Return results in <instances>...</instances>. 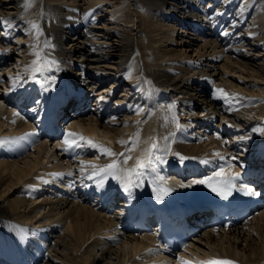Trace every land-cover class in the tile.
<instances>
[{
    "label": "bare ground",
    "instance_id": "1",
    "mask_svg": "<svg viewBox=\"0 0 264 264\" xmlns=\"http://www.w3.org/2000/svg\"><path fill=\"white\" fill-rule=\"evenodd\" d=\"M2 1L4 3V6H2V8L0 9V15L4 17L3 19L13 22L17 27H22L21 23L25 20H22L17 16L15 17V14L22 13L23 10H25L24 5L26 1ZM95 1L103 3V1L101 0ZM145 1L149 5L153 4L157 5L158 7L160 6L159 8L166 12L168 18L175 19L178 24L181 25V27L186 26L187 29L191 30L193 32V36L196 37L194 38L192 36V41L201 38V41L203 40L205 42L202 46L203 49H210L209 51L211 53L218 52L220 47L226 49L227 53L229 52L233 55V59H238L237 61L239 63L237 61H232V63H234L235 65L234 67H236V65L240 67L243 66L244 68L250 69L251 71L255 72V74L257 73V77H260L262 84L258 83L255 85V83L253 84V82L247 84L246 82H243L244 80L238 79L235 76H230L227 78L214 76L216 74L212 73L211 69L205 68V66L198 63H193L192 61L189 62L188 60L184 61L186 63L189 62V65L187 67L188 72L184 70L183 72L185 73H182L183 75H179L173 70L175 72L174 73L170 67H165V64H157V66L155 67L152 64L151 57L148 55L144 73L146 76H148V78L151 79L152 83L148 88V91L151 95L149 97L150 102L146 100L145 101L151 105V110L146 111L151 115L147 116L148 120L146 121L147 123H145L147 125L143 127V130L140 131L138 129L139 136H136L134 138V141H137V143L131 150L130 156L132 157V159L128 161L127 165H125L126 169L136 166L134 162L136 160L137 154L139 152H143L145 145L148 144V140H157L158 148H161L166 144L167 139L164 137V133L167 134V132L165 131L166 129L164 128V123L170 119V111H164V114H160L159 112H161L162 109L166 110L168 108H171V105L168 104V102L164 101L166 95L168 94V90L170 89L176 91L177 94L179 93V96H184L181 106L183 108L182 116L185 117V119L186 117L192 118L194 114H191L193 111L189 110L188 106H195L196 104L199 106L205 103L208 108L213 109L214 112H216L219 116H221L222 118H228V120H230L232 124L236 125V131H234L235 133L231 131L233 133L230 141V143H232V146L223 144L222 141H219V139L217 140V138H214L212 135L207 136L209 139L207 146L210 145L212 149L216 151L215 153L218 152V154L221 155L218 156L219 158H222L224 156V154L227 152L226 150H228L230 155H233V153L238 150L240 152L246 153V156L253 158L260 152L262 148H264V132L261 131V129H264V98H258L253 94H247V96L245 97L246 103H240L237 98L240 99V97H244V94L242 95V92H239V90L242 91L243 87L246 89L249 88L251 86L250 84L259 87L261 89V91L259 90L261 94L264 93V0ZM64 2H60V0H48L44 2L47 4H42L43 6L41 5V9L43 7V13H40L41 15L43 14V17L41 19L43 31L46 33V41H48L51 45L47 48H45L44 45V48L47 51H52L56 55L59 54L65 56L66 59L67 57L69 59L71 58V60L75 63L74 65H77L79 69L84 70V74L86 70H105V74L103 75L105 78H101L102 80L97 84L102 86L97 90L103 88L104 86L107 87L109 83L113 84V86L111 85L113 88L111 89V91L107 89L105 92H102L101 97H103L105 101L101 99L102 101L98 103L100 111L96 116L94 115L95 119L84 117L87 113L83 114L82 116L84 118L80 119V113L76 118H74L77 120L70 119L68 123H70L71 128L80 125L84 128L86 133H97L98 129L102 127L101 125L104 124H106L107 126H109L110 124L111 126L109 127V129L112 130V126L115 124L117 125L118 123L117 119L119 118V114L121 112L126 114V110H119L114 118L105 120V116H102L104 108L111 103L113 92L115 91V88H117L119 79L123 78L122 81L126 83L127 81L130 82V80L133 78H131V72H129L128 69L124 67L125 65L123 66L121 63H125L130 59V56L135 52L137 46L138 48H142L145 45L148 47V40L146 38L147 41H145L144 38V41L142 40V42L140 44L138 43L137 45L136 38L133 33L134 29L128 28L126 26L125 28H121L120 23L118 22L115 23L116 27H109L110 25L108 24H104L101 26L102 23L99 19L101 15H98L99 17H97L96 15L99 13L98 10H96V5H98V3L94 1H91L87 4L89 8L85 6L83 7L80 4L74 5L73 7H68L67 4H64ZM117 4L118 5H116V7L121 5V3ZM139 5L140 8L138 10L141 12H144L148 9V7H146L143 2L139 3ZM163 11L160 12L163 13ZM48 21H50L51 26H49ZM131 21L133 22L134 19ZM10 24L12 23H8L9 26L7 25L9 28ZM139 24L142 28L147 27L148 29H150V31L153 29V26H155L154 22H149L147 18L142 17ZM83 26H88V32H91L93 34L88 35L87 33L83 32V30H81ZM162 26L164 28V25ZM171 31L175 33V31ZM172 32L170 33L171 40L174 39V33ZM67 36H69V40H67ZM95 39L97 40L95 41ZM65 41H67L68 43H66ZM184 42L188 41L184 40ZM189 43L192 44L191 42ZM190 52H187L186 49L185 52H180L179 55L186 54V56H193V53L191 54ZM12 53L13 52H10V50H2L0 52V65H6L9 61H11V59L13 58ZM223 54L225 55L226 52ZM146 55L147 54H145V56ZM221 55H217L214 57V54H211L209 56L214 58L215 60L218 58V56ZM113 59H116V61L113 62ZM193 61L195 60L193 59ZM211 65L212 64H210V66ZM232 66L233 65H231L230 62V64H226L223 67L225 70L229 69V71L231 72L234 69V67ZM182 70H180V73L182 72ZM90 72H92L93 75L94 71ZM113 72L116 73V76L119 75L118 79L113 77ZM20 77L22 78V76ZM30 77L26 76L25 78H23L22 82L19 80L18 85L8 84V88L9 86H11V88H9L10 91L7 90V85L4 86V84H0V88L2 87V89L5 88V90H7L2 93L0 97L9 98L13 94L12 91H15L20 87V89L22 90V96L27 99L26 93L27 89L30 86H27V83L28 81H30ZM50 77H52L53 79L54 86H60L62 81L59 77L55 76V74L53 75L52 72L50 73ZM215 77L217 81H215ZM212 82L213 84H217V87L214 88ZM132 85L134 86V83ZM227 85L231 86V88L228 89ZM64 86L68 90L79 91V95L82 96V91H80V89L74 90L68 84H65ZM224 88H227L226 92L227 94L229 93L227 96H224L221 92L217 91L223 90L224 92ZM41 90H43V88H41ZM250 90L251 91H248L251 93H255L257 91L256 89ZM136 94H138L140 98H143V94L141 96L139 92L135 93L134 91L127 92L125 94V97L131 95L130 98H133ZM123 100H125V98ZM250 101H253V105L250 103ZM120 102H122V100ZM120 102L119 104H117V107L125 106L123 105L124 103L121 104ZM258 103H261L262 106H259ZM111 105H113V103ZM160 105H163L161 111L159 107ZM33 106H35V103H33V105H28V107ZM36 107L37 106H35V108ZM194 108H196L197 110V106H195ZM203 109L206 108L204 107ZM31 110L28 109V111ZM139 113H141V111H139ZM2 114H5V112ZM207 115H209L208 112ZM20 116L21 115H19V117ZM157 117L159 118L157 119ZM176 117H178L177 114ZM17 118V115H15L14 119ZM155 118L157 120H160L159 131L153 130V126H150V124L155 122ZM28 119H30V117L26 115L25 121H27ZM197 120L198 123H201L202 120V123H205V121H209V117L197 118ZM24 122H21L20 120L17 123V127L21 128ZM182 123L186 125V127H188L187 125H189L190 123L193 124L192 122ZM26 125L27 124H25V126ZM1 126L2 124L0 125V127ZM25 126H22L20 132L21 130H25L28 132L30 131V129L28 130ZM195 127L201 128L200 126ZM204 132H207V130H204L203 128L196 133L203 134ZM190 137L191 138H185L181 134L177 135V144L175 143L176 145H174V149L179 152H185L186 155H189L188 162L197 165L198 163L195 162L196 160H194L190 156L196 158L197 153L200 152V148H203L202 151H205L207 147L200 146L199 142L192 143V140H190L192 139V136ZM250 137L253 138V145L251 146V143L249 141L246 145H244V142H246ZM0 138H2L0 139V144L2 145L4 151H6L7 153H11V151L15 149L14 146L6 141L7 138ZM184 142H186V144ZM114 144L118 149H122L125 145L121 144L119 141H115ZM14 145L20 147L21 145H23V141L21 143L14 141ZM46 148L47 147L45 145L40 144L38 146L39 154H41V152ZM222 148H224L225 150H223ZM253 149L254 151L252 152ZM45 153L46 151L43 152V156H45ZM235 155L236 154H234L233 157H235ZM110 158L112 157L106 156L105 158L99 160L98 163H95L91 160H86L84 163L79 162L78 165L79 167H81L80 169L83 171V173L93 174L96 171V168L90 167V165L96 166L111 164ZM244 160H241V162H243ZM40 161L41 160H37L34 162V164L29 163L31 161H29L27 157L14 162H0V187L1 184L7 183L4 188L5 190H21L23 188L22 184L30 179V176L35 172L36 168H38ZM203 166H205V164H203ZM62 168H64L63 170H67V168L65 167ZM195 180L200 179L190 178L189 181L184 182L182 180L172 178L169 179V183L174 186H189L192 185L191 183H193V181ZM104 182L105 181H103V183ZM47 193V197H44L43 199L45 201L46 199H49L48 205L50 206V214H47L48 212L46 213V215L45 213H43V216L41 215L42 210H40L39 204L29 202L27 199L19 196V199H17L16 201L17 203L11 205L13 211V213L11 214L7 206L3 205L0 198V246L7 245L12 242H21L22 234L25 237L24 240L27 242H32L37 239H41L44 241L43 244L46 245V248L49 250V256L45 259L43 264H99L106 258L107 255H109L110 251H119L114 247L127 239L133 244H130V247H128V249L125 247V251L123 253H118L119 256L117 258L119 259V263L122 264V262L124 263L125 261H128L133 262L134 264H149L152 262L167 264L164 262L163 253L158 254V257H154L153 259L148 258L147 255H149V247L153 246L154 248L151 236L138 237L135 234L128 233L126 230L121 231L117 229V214H113L111 216L107 215L106 212L103 211L101 205L97 204L95 206L93 204L88 206L87 202L82 203L80 201L75 202L72 199H63V195H59L60 200L56 201L57 199L54 198L56 195L53 196V192L50 191ZM19 205L25 210L28 209L30 211L26 215L25 220L23 219V217L15 215V213L20 210ZM33 212L36 213L34 214L35 220H33V217L30 216L33 215ZM49 218H55L56 222L63 224L50 225L48 224L50 223ZM28 222H34V227L41 228L42 231L40 232V234L35 233L37 230L27 227L26 223ZM253 223L254 225L252 226V230L247 233L246 237H244L245 233L238 231V229H234L233 232H231L232 230H229L228 232L222 234H220V232H205L204 237H200L199 239H197L198 241H192L191 245L193 246L189 247L188 250L195 254L197 252V250H193L195 246L199 244L200 246H203L202 244H207L208 247H211V249L215 246L216 250L213 249L215 250V252L211 257H205L197 254L205 262L218 260L217 258L214 259L215 257L226 256L228 260L232 259L236 261V264H264V215L257 217L254 221L252 220V224ZM26 230L28 231L27 236ZM38 236H41V238H39ZM104 236H108L110 240L113 239L111 236H117L116 238H120L122 239V241L115 246H111L110 244H108ZM202 240H204L205 242H203ZM241 241H244L245 245L241 246L240 253V251H237V249L239 248V242ZM97 253H99V256L96 255ZM137 255L145 257V260L140 261L138 258H134ZM191 256L192 255L190 253L186 252L180 253L179 258L182 263L184 261H188L190 262V264H203L201 261H193V259H190Z\"/></svg>",
    "mask_w": 264,
    "mask_h": 264
},
{
    "label": "rangeland",
    "instance_id": "2",
    "mask_svg": "<svg viewBox=\"0 0 264 264\" xmlns=\"http://www.w3.org/2000/svg\"><path fill=\"white\" fill-rule=\"evenodd\" d=\"M43 1L46 2L48 0H32L31 6L28 8L25 7V10H23L22 14L17 13V14H15V17L16 16L19 17V14H20L21 19L25 20V19H30L31 17L34 16V22H35L34 24L39 26V30L42 33V30H41L42 20L41 19L43 17V14L42 15L41 14L37 15V14L39 13V10H41L42 11L41 13H43V7L41 9V5L47 4V3H43ZM91 1L98 3V5H96V7H97L96 10H98V12L101 14L98 13L96 15H97V17H99L98 15H101L99 17V19L101 20V23H102L101 26L104 24H108V25H110L109 27H111V26L116 27L115 23L118 22V23H120L121 28L122 27L125 28V26L128 28H133L134 29L133 33L135 35L137 45H138V43L140 44L142 42V40L144 41V38H145V41L148 40V47L145 45V46H143L144 47V49H143V47L138 48V46H137V48L140 50L136 51L135 54H137V56L131 62V64H130L131 66L130 65L128 66L129 72H131V78L133 77L134 80L132 78V80L127 83L128 85H126V86L123 85L122 86L123 88H121L117 91V96H116V92H115L116 97L114 99L115 103L113 105L114 110L116 111V109H117V107H115L116 103L120 102L127 92L134 90L136 88H137L136 91H139L140 95L143 94L142 100H140V102L138 103L135 101L136 98H134L131 102H129L130 108L126 109V112H125L126 114H124V113H122V114L120 113L121 115L119 114V118L117 119L118 123H117V125L115 124L112 126V130L109 129V127L111 126L110 124H109V126L104 124V125H101L102 127H100L98 129L97 133H89V132L86 133V131L84 130L83 127H81L80 125H77V128L79 129L80 133H79V136L76 137V140H79L80 137H83L84 139L80 140V141H81V145L85 148L101 149V147H102L103 149H109L112 152L116 153V152H118V150L113 149V145H111L110 142H113L112 140H114V142H115V140H118L119 142L123 141L124 144H126L125 139H128V137L131 138L133 136V132L137 128V124L138 123L141 124L145 120L146 121L148 120L147 116H146L147 118H145V117L142 118L145 111L151 110V109H149V103L146 102V101L150 102L149 97L151 95H150V92L148 91V88L151 86V80L144 73L145 64H146V60L148 59L147 58L148 55L151 57L152 64L155 67L157 66V64L158 65L159 64H163V65L165 64V67H170L177 74L183 75L185 73L183 71L184 70H186V72L188 71L187 67L189 65V62L190 61L193 62V59L195 60V62H198L199 64H207L210 62L209 58H211L209 55L214 54V57H215L217 55L222 54L221 56H218L217 59H215V62L217 64L214 61L210 62V64L213 65V66H211V68H212V71H214V73L216 74L215 76L222 77V78L235 76L238 79L244 80L243 82H246L247 84L250 82H253V84L255 83V85L258 83L262 84L260 77L259 78L257 77V73L255 74V72L251 71L250 69H246L243 66L240 67V66L236 65V67H234L235 65H234V63H232V61L234 62V61H237L238 59H235V58L233 59L232 54H230L229 52L227 53V51L225 49H221V48H219V51L216 53H213V52L211 53L209 51L210 49H207V48L203 49L202 46L205 42L203 40L201 41V38L197 39L198 41L196 39H195L196 41L195 40L192 41L193 37L194 38H196V37L193 36V32L191 30L181 27V25H179L175 19L168 18V16L166 15V12H164L162 9H160L157 5H153V4L149 5L145 0H126V1L125 0L124 1L123 0H101V1H103V3L97 2L95 0H60V2H64V4H67L68 7L69 6L73 7L74 5L80 4L81 6H83V7L85 6L87 8H89V6H87V4ZM142 2L145 4L146 7H148V9L145 10L144 12H141L138 10L140 8L139 3H142ZM117 3H121V5H120L121 7L117 6V7H119V8H117L116 7V5H118ZM2 6H4V3L2 0H0V9L2 8ZM160 11H163V13ZM141 14H142V16H141ZM141 17L147 18L149 22L150 21L154 22L155 26H153V29L151 31L147 27L143 26L145 28L144 29L140 26L139 23H140ZM0 18L3 19L4 17L0 15ZM132 18L134 19L133 22L131 21V20H133ZM28 22L30 23V21L26 20L25 24H23V21H22V23H21L22 27H17L15 25H13L14 27L12 26V29L15 32L14 31L12 32V30H10L9 34H7V36L5 38L0 39V52L2 50H9V49L13 50V51L12 50L10 51V52H13L12 53L13 54L12 60L8 62L9 64L7 63V65H5L3 67L1 66L0 72H2V73L9 72L10 74L14 75L16 77V80L18 83L20 80V76H22V79H23L26 76H28V74H27L28 72L33 73L30 70V68H31L32 62L36 59V57L32 53L34 51H40L41 53L44 54V51H42L43 49L41 48V43H43V39H45L46 33L43 31L45 33V35L42 33V35L39 36V40H37V32L35 29L32 28V26ZM12 24H14V23H12ZM48 24H49V26H51L50 21H48ZM162 25H164V28ZM15 27H16V29H15ZM87 27L88 26H85L81 29L83 30V32L87 33L88 35H92L93 33L88 32L89 28H87ZM42 28H43V26H42ZM171 30L175 31V33L172 32ZM18 31L21 33H18ZM171 32L174 33L173 34L174 35L173 40L170 39V37H171L170 33ZM11 34H14V35H11ZM177 35H178V37H177ZM146 38H147V40H146ZM96 40L97 39H95V41ZM184 40H187L188 42H184ZM1 42H3V43H1ZM65 42L68 43L67 41H65ZM189 42H191L192 44H190ZM30 44L33 45V47L38 44L39 47L38 48L34 47L31 49ZM184 44H185V46H184ZM186 49H187V52L191 51L190 53L191 54L193 53V56H186V54L179 55L180 52H185ZM195 50H197V51H195ZM225 52H226V54L224 55L223 53H225ZM145 54H147V55L145 56ZM46 56H47L48 60H50V61H52V58H54V59L56 58L55 63L50 64V67L48 66V68H46V70H48V69L53 70L56 73L57 77L60 76L63 79H68L70 77V79H72L75 82L77 87H84L89 91L96 89V85L98 84V82H100V81H98V79L104 77L103 75L105 74V70L98 71L100 74L97 72H94L93 76H95V78L91 77L92 72H90V71L87 72V74H86L87 77H85L84 75H83V77H80L79 74L81 71L78 70L77 66L75 67V65H73L75 63L71 60V58L69 59L67 57V59H66L65 56H62L59 54L55 55V54L48 53V52H47ZM219 57H220V59H219ZM227 59H229V60H227ZM20 60H24L23 64L21 63V66H25V65L27 66L26 69H22V67L20 66V68L24 72L23 75H20L19 71L16 68H14V67H17L18 62ZM186 60H188L189 62L188 63L184 62ZM112 61L114 62V61H116V59H113ZM230 62H231V65H233L232 67H234L233 71H231V72L229 71V69L225 70L223 67L226 64H230ZM166 65H168V66H166ZM180 70H182L181 73H180ZM112 74H113V77L118 78V76H116L115 72H113ZM223 74H225V75H223ZM90 81H91V83H90ZM0 83H1V81H0ZM133 83H134V86L132 85ZM1 84H4V86L7 85V90L10 91L9 88H11V86H9V88H8V84L6 83V81H4V83H1ZM135 84L137 85V87ZM108 85H107V87L104 86L103 88L96 91L95 93L98 94L100 92V94H101L102 91H106L107 89L111 91V89H113L112 88L113 84L109 83ZM250 85L251 86L247 89L243 87V90L242 91L239 90V92L240 91L242 93L245 92V93H243L245 95V97L247 94H251V95L253 94V95L257 96L258 98H264V93L261 94L259 92V90L261 91V89L259 87H256L255 85L253 86L252 84H250ZM263 85H264V83H263ZM98 87H100V86H98ZM109 87H111V88H109ZM227 87H228V89L231 88V86H228V85H227ZM226 89L227 88H224V92H226ZM250 89H256L257 91L255 92L253 90L255 93H253V92L251 93V92H249V91H251ZM1 94L2 93H0V95ZM243 100H245V99H243ZM263 101H264V99H263ZM1 103H2V101L0 100V104ZM124 103H125V101H124ZM143 103L146 105H144ZM250 103L253 105V101H250ZM261 103H258L259 106L260 105L262 106ZM113 106L111 108H113ZM143 107H145V108H143ZM11 108H13V107H11ZM170 110H171V108H170ZM139 111H141L142 114L139 115ZM164 111L169 112V108L166 110L162 109L161 113L164 114ZM130 113H133V114H130ZM179 113H180V111L177 110L176 114L178 117L180 115ZM172 114L174 115V113L172 111H170V116ZM176 114H175V116H176ZM94 115L96 116L97 114L95 112H92L87 116V118H94L95 119ZM115 115H116V113L112 116H115ZM149 115H151V114L149 113ZM178 117H176V120L178 122H180L178 120L179 119ZM146 121L144 122V124L147 123ZM177 121H176V124H177ZM1 124H2V126H4V128L7 127V128L13 129L15 127V124H13L12 122L8 123L5 119H3V117H0V125ZM174 125H175V123L173 120L171 125L169 126V128H172ZM104 126H106V127H104ZM177 126H178V124H177ZM138 129L140 130V127ZM180 132H182V131H180ZM203 134L204 135L198 134L196 132H187L186 131L185 133H183V136H187V137L192 136L194 138H197L196 142L197 143L199 142V145H207V142L209 141V139L207 137L208 134L206 132H204ZM214 134L217 136L216 132H214L212 135H214ZM98 135H99L100 139L103 140V142L100 143L96 140ZM252 140H253V138L250 137L246 142H244V145H246L247 142L249 141L251 143V146H252L253 145ZM87 141H92L93 143L89 144V143H87ZM205 142H206V144H205ZM184 143L186 144V142H184ZM93 145H97L100 147H94ZM174 148H175V146H174ZM38 150H37V152L36 151L32 152L31 155L28 156L29 161H31L29 163L34 164L35 161L41 160V154L43 155V152H45L47 150V148L44 149L41 152V154H39ZM101 155L103 158H105L107 156L104 153H101ZM43 157H45V156H43ZM90 158H91V160L92 159L98 160L100 158V155H98V157L95 155V156H93V158H92V156H90ZM103 158H100V160ZM97 160H95V161H97ZM41 163L42 162L40 161V164ZM40 164H39V166H40ZM10 174H11V172H10ZM6 185H7V183L1 184L0 198H1V202L3 203V205L7 206V208L9 209V212L12 214L13 211H12L11 205L16 204L17 203L16 201L19 198L16 194V190H13V191L12 190H9V191L5 190L4 188ZM27 198L29 199V202H30L31 196H27ZM19 209L20 210H18V212H16V213L14 212L15 215L19 216V217H23V219L25 220L26 215L30 211L28 209L25 210L20 205H19ZM20 211H22V212H20ZM30 216H32L33 219H35L34 215H30ZM240 232H242V231H240ZM243 233H245L244 237H246L248 230L245 229L243 231ZM257 238H259V237H257ZM130 244H133V243L128 241L127 239H125V241H122L119 245L114 247V248H117L119 251H115V252L110 251L109 255H107L106 258L103 261H101L99 264H116V263L121 264L118 262L119 261V259L117 258L119 256L118 253H123L125 251L124 248L126 247L128 249V247H130ZM244 245H245L244 241L239 242V248L237 249V251H240V253H241V246H244ZM195 247L193 249L194 251L197 248H202V246H200V244L195 246ZM204 249L208 253H203V254L201 253L202 256L208 255V254L209 255L214 254L216 247L214 246L211 249V247H208V245H207V246H204ZM213 249H215V250H213ZM96 255L99 256V253H97ZM122 264H123V262H122Z\"/></svg>",
    "mask_w": 264,
    "mask_h": 264
},
{
    "label": "snow or ice",
    "instance_id": "3",
    "mask_svg": "<svg viewBox=\"0 0 264 264\" xmlns=\"http://www.w3.org/2000/svg\"><path fill=\"white\" fill-rule=\"evenodd\" d=\"M32 4V0H26L25 7L28 8ZM3 23V22H0ZM32 28L36 30L37 32V40H39V36L42 35V33L39 30V26L33 24ZM50 43L48 41H45V48L50 47ZM34 47L38 48L39 45H35ZM36 59L32 62L30 70L33 72V78H36V74H43L45 68L50 66V64L55 63V61L48 60L46 54L41 53L40 51H34L32 53ZM222 93V95L227 96V93H224L223 90H217ZM103 99V97H101ZM17 116H19V113H16ZM262 132H264V129H261ZM69 137L74 136V134L69 133ZM139 136V133H137V137ZM83 137H80L79 140H83ZM87 143L92 144V141H87ZM124 142L121 141V144ZM137 141H133V148L135 147ZM63 144L66 146V150H70L73 148H79L81 147V144L77 142L76 139H68L65 138L63 141ZM94 147H100L97 145H93ZM156 149L157 145L155 141H153L150 146L145 150L144 156L136 161V166L134 168L124 169L122 165H126L129 160L132 159L130 155H125L124 153H121V156H124L125 158L121 161H113V163L106 165L103 168H97L95 165H90V167L96 168V171L93 173L92 176L89 178L92 179L95 176H100L101 180L98 186H103V177L108 175H113L115 177H118L120 179V182L123 185L124 191L129 192L130 188L133 186H139V184L142 182V177L144 175V172L142 171L146 164L148 166H151L154 162V160L160 159L158 155H156ZM101 151L106 154L109 157L116 156V153L112 152L109 149H103L101 147ZM181 161L185 159V157H179ZM230 167H234L233 165H229ZM225 169L221 168L219 172H216L213 177H208L204 180H195L193 183L196 184H205L206 186L210 187L212 191L216 192L217 195L223 196L225 199L228 197V195L231 194V190L235 187V180L238 179V176H233L228 179H224ZM215 177H221L219 181L215 180ZM183 186V185H182ZM171 189L168 188H162L158 190L157 199H160L159 193H168ZM248 195H252L253 193L251 190H248ZM183 264H190L188 261H184ZM206 264H235L234 261L229 260H211L206 262Z\"/></svg>",
    "mask_w": 264,
    "mask_h": 264
}]
</instances>
